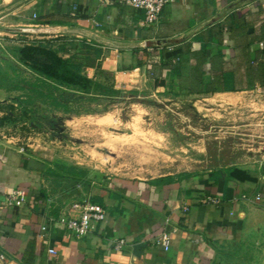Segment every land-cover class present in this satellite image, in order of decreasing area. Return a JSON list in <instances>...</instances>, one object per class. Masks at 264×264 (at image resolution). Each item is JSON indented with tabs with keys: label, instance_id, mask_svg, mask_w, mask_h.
<instances>
[{
	"label": "crops",
	"instance_id": "obj_1",
	"mask_svg": "<svg viewBox=\"0 0 264 264\" xmlns=\"http://www.w3.org/2000/svg\"><path fill=\"white\" fill-rule=\"evenodd\" d=\"M245 8L264 21V0H170L152 27L142 25L144 12L118 0H0V25L81 61L82 74L93 81L117 90L152 86L158 92L169 89L170 79L167 87H155L146 77L151 55L158 60L165 47L198 46L202 32L216 24L227 27L231 14ZM211 49L230 56L234 42L227 37ZM0 73L7 78L0 84V95L8 97L0 99L5 106L17 90L9 72ZM254 90L264 88L216 95ZM55 152L37 154L0 141V253L5 255L0 264H264V163L219 166L257 179L235 189L226 188L225 175L216 181L164 176L110 183L93 200L100 204L103 196L105 220L79 238L61 223L74 212V201L51 194L48 180L76 172L77 165ZM19 189L28 192L27 204L7 206L5 197ZM208 196L221 204L206 203ZM164 231L172 233L168 252L156 243ZM121 240L126 244L118 248Z\"/></svg>",
	"mask_w": 264,
	"mask_h": 264
},
{
	"label": "rangeland",
	"instance_id": "obj_2",
	"mask_svg": "<svg viewBox=\"0 0 264 264\" xmlns=\"http://www.w3.org/2000/svg\"><path fill=\"white\" fill-rule=\"evenodd\" d=\"M26 36L0 25V70L15 84L20 79L48 91L29 67L6 57L15 48L43 44ZM122 91V100L86 97L72 109L58 107L39 91H16L8 105L0 103V141L37 154L56 151L76 164V172L48 179L51 194L61 202L94 203L95 194L113 182L164 176L200 180L225 164L264 163V90L198 99L178 96L171 88ZM40 115L54 126L35 128Z\"/></svg>",
	"mask_w": 264,
	"mask_h": 264
},
{
	"label": "trees",
	"instance_id": "obj_3",
	"mask_svg": "<svg viewBox=\"0 0 264 264\" xmlns=\"http://www.w3.org/2000/svg\"><path fill=\"white\" fill-rule=\"evenodd\" d=\"M258 15L248 8L242 9L231 14L227 27L216 24L202 32L198 46L163 48L158 60H155L156 55H151L153 60L144 66L146 77L154 82L155 87H167L169 83V88L176 95L192 99L211 97L216 93L243 92L257 86L264 88V21H258ZM227 37L234 42L233 55L229 56L222 50L214 54L211 47L223 46ZM43 44L15 48L13 54L21 65L32 70L39 82L51 89L46 91L40 84L29 86L19 79L15 84L17 91H39L64 109H72L86 97L118 100L126 97L122 90L83 75L84 64L81 61L64 58L59 51ZM207 73L210 76L208 81L205 79ZM6 81V76L0 73V84ZM31 111L35 113L34 109ZM35 121V128L54 126L53 120L44 115L37 116ZM223 175L226 188L235 189L241 183L257 182L247 171L236 167L211 172L209 178L216 181ZM102 200L103 196H100L98 203L101 206Z\"/></svg>",
	"mask_w": 264,
	"mask_h": 264
},
{
	"label": "built area",
	"instance_id": "obj_4",
	"mask_svg": "<svg viewBox=\"0 0 264 264\" xmlns=\"http://www.w3.org/2000/svg\"><path fill=\"white\" fill-rule=\"evenodd\" d=\"M170 0H118L120 4L126 5L136 11L144 12L142 25L144 27L156 26L160 20L164 7ZM28 192L24 189L16 190L15 192L5 197L7 206H24L28 201ZM1 198V196H0ZM243 200H247V195H242ZM256 197V200H260ZM206 203L219 205L221 200L216 196H208ZM73 211L70 217L63 218L61 223L64 227L72 232L75 236L82 238L88 236L95 228V225L105 220L107 212L105 208L99 204L92 203L88 200L76 202L72 205ZM157 245L161 246L164 251L168 252L172 245V233L164 231L156 240ZM126 244L121 240L117 245L118 248ZM5 255L0 253V259L4 260Z\"/></svg>",
	"mask_w": 264,
	"mask_h": 264
}]
</instances>
